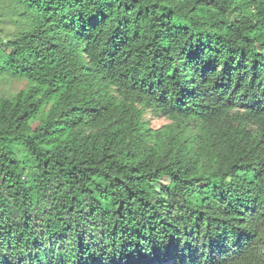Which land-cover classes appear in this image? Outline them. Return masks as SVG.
<instances>
[{
  "label": "trees",
  "instance_id": "trees-1",
  "mask_svg": "<svg viewBox=\"0 0 264 264\" xmlns=\"http://www.w3.org/2000/svg\"><path fill=\"white\" fill-rule=\"evenodd\" d=\"M13 1L0 264H264V0Z\"/></svg>",
  "mask_w": 264,
  "mask_h": 264
},
{
  "label": "rangeland",
  "instance_id": "rangeland-1",
  "mask_svg": "<svg viewBox=\"0 0 264 264\" xmlns=\"http://www.w3.org/2000/svg\"><path fill=\"white\" fill-rule=\"evenodd\" d=\"M13 3L15 4L13 0H0V13L3 14V17L0 18V36L4 41L13 39L19 30L27 25L25 18L17 12ZM27 86L28 82L23 78L13 77L9 73H0V98L11 96ZM144 118L154 129L170 126V129L184 132L188 137L199 132L198 127L191 120L173 121L164 115L155 114L151 109H146Z\"/></svg>",
  "mask_w": 264,
  "mask_h": 264
}]
</instances>
